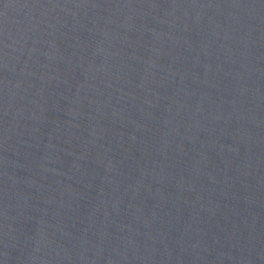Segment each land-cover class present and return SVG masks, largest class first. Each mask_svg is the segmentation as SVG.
Returning <instances> with one entry per match:
<instances>
[{"label": "water", "instance_id": "1", "mask_svg": "<svg viewBox=\"0 0 264 264\" xmlns=\"http://www.w3.org/2000/svg\"><path fill=\"white\" fill-rule=\"evenodd\" d=\"M0 264H264V0H0Z\"/></svg>", "mask_w": 264, "mask_h": 264}]
</instances>
